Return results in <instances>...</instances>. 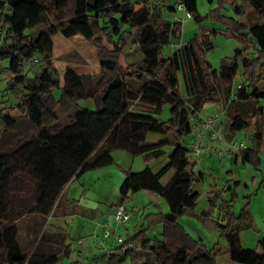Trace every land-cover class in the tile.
<instances>
[{
    "label": "trees",
    "instance_id": "16d2710c",
    "mask_svg": "<svg viewBox=\"0 0 264 264\" xmlns=\"http://www.w3.org/2000/svg\"><path fill=\"white\" fill-rule=\"evenodd\" d=\"M228 2L238 17L264 15V0ZM165 3L0 0V63L8 62L2 72L16 99L15 105L0 110V264H57L69 258L66 231L48 223L54 214L69 217L76 213V201L62 203L67 185L85 171L112 164V151L149 162L162 158L166 147L172 148V154L161 169L127 172L119 190L122 202L128 194L141 191L165 201L168 211L157 220L163 227L162 239L151 244L141 234L128 238L126 242L135 243L137 249L108 254V264H119L126 257L135 264H217L225 253L232 263L264 264V239L258 241L261 253L240 244L239 233L252 224L250 201L237 215L231 202L223 201L225 224H217V229L226 241V252L206 251L178 224L179 217L196 208L199 198L193 187L202 174H195L198 162L187 155L184 141L190 133L189 119L197 120L206 104L220 99L228 108L224 131L229 140L254 128L250 144L236 159L259 172L264 139V107L260 105L264 100V25L227 24L229 37L240 38L247 30L258 53L254 59L236 49L232 58L213 69L204 54L212 49L214 31L207 38L195 35L163 58L164 48L180 42L183 25L165 20ZM185 4L189 16L199 22L196 0ZM167 10L174 11L173 7ZM57 34L92 42L99 74L79 75L67 68L60 82L53 65ZM131 44L142 61L123 68L119 60ZM239 63L246 83L232 94ZM33 67L38 70L32 74ZM179 75L184 96L179 92ZM83 100H91L95 109L80 107ZM167 105L170 119L164 122L157 116ZM150 134L162 139L149 142ZM170 172L171 178L163 185L162 179ZM216 197L211 192L210 207Z\"/></svg>",
    "mask_w": 264,
    "mask_h": 264
},
{
    "label": "rangeland",
    "instance_id": "374dc122",
    "mask_svg": "<svg viewBox=\"0 0 264 264\" xmlns=\"http://www.w3.org/2000/svg\"><path fill=\"white\" fill-rule=\"evenodd\" d=\"M224 1L221 4L219 0H214L209 4L207 0H196L197 11L201 20L195 22L192 17H189L185 20L181 29L180 42L182 43L189 41L195 35L207 38L214 31V35H211L210 38L212 49L204 54V59L211 64L213 69H218L223 59L232 58L236 49L243 50L244 54L250 59L258 57L254 41L247 34V30L243 29L240 38L229 37L227 24L240 22L246 26L252 24L264 25V15L256 17L250 13L238 17L234 13L232 4L228 2L230 0ZM174 3L175 0H166L165 3L164 17L165 20L170 22H173L175 17L180 16V13L167 10L172 8ZM237 3L240 4L239 1ZM246 5V8L249 9L248 4ZM104 46L110 49L108 44L104 43ZM170 50L169 47L164 48L163 58L170 55ZM141 61L142 56L137 47L131 44L123 51L119 64L125 68L128 65L138 66ZM7 65V61L0 63V110L9 108L16 103L14 94L7 89L6 75L2 72ZM53 65L56 70V77L60 82H62L63 73L67 68L73 69L79 75L97 76L99 74L96 47L92 42L86 41L81 36L66 39L57 34L53 37ZM36 70L38 68L33 67L30 73L33 74ZM178 77L179 92L184 96L183 81L180 75ZM243 83H246V78L244 69L239 63L238 72L231 84L232 94ZM55 96H59L58 91L55 92ZM79 105L91 111L95 109L91 100H83L79 102ZM260 105L264 107V100L260 102ZM247 110L245 112L250 117L251 111ZM227 114L228 108L223 106L220 99H217L215 103L206 104L199 112L200 117L220 115L225 130ZM157 118L164 122L168 121L170 119V106H164ZM195 121L196 119H189V126H192ZM251 122H254V119ZM253 132V127L247 131H240L231 140L238 143L244 141L245 145L248 146L250 144L249 136ZM225 134L224 143L217 146V149L223 151L228 150L227 143L230 141L227 133ZM169 137L171 138V136ZM160 139L162 137L157 135L150 134L147 136L149 142ZM191 142L192 137L189 135L185 138L184 146L190 159L198 162L195 167V174H202L201 180L196 182L193 187L198 192L199 198L196 208L191 213L179 217L178 224L192 241L204 247L206 251L219 249L226 252V241L217 229V224H225V219L222 220L223 217H221V214H223V201L231 202L232 212L236 215L240 213V210L248 201H250L249 206L253 209L261 210L264 205V190L259 195L256 193L260 187H264V154L260 156L262 164L259 172H256L251 166L242 165L240 161H237V164L235 163V155H239V153H233L220 159L216 152L211 153L204 150L199 158H195L191 154ZM171 154L172 148L166 147L162 158L145 163L141 156H131L124 151L115 150L111 153L112 164L85 171L79 177L73 179L65 190L66 193L63 196L62 203L66 199L76 201V213L57 223L68 235L71 254L69 258L63 259L57 264H108L106 257L108 254H119V245L116 243L114 236L126 241L128 238L133 239L141 234L151 244L161 241L163 227L157 220L161 214L168 211L165 201L154 194L141 191L128 194L127 199L122 202L119 190L127 171L139 173L148 167L156 172L167 163V157ZM250 172L254 176L257 174V187L252 184V176L248 175ZM171 176L172 172L165 176L161 183L166 185ZM211 192L217 194L212 207H210L209 202ZM117 206H122L125 213L130 216L125 225H116L112 221ZM204 214L206 215L203 216ZM54 218L55 214L49 219V225L56 222ZM105 224H110V226L105 227ZM105 231L110 234L108 238H104ZM251 234L252 232L246 231L245 236H247V239H243L242 248L256 250L257 253H261ZM119 264L135 263L129 257H126ZM217 264L236 263H232L228 254L225 253L217 260Z\"/></svg>",
    "mask_w": 264,
    "mask_h": 264
},
{
    "label": "built area",
    "instance_id": "2783aa9c",
    "mask_svg": "<svg viewBox=\"0 0 264 264\" xmlns=\"http://www.w3.org/2000/svg\"><path fill=\"white\" fill-rule=\"evenodd\" d=\"M186 0H175L173 5V10L177 13H180L179 17H175L174 21L178 24H183L187 18H189V14L186 8ZM184 43L178 42L171 46V50L173 52L181 49ZM193 120V119H190ZM224 128L222 126V121L220 115H215L211 117H207L202 120H196L190 126L189 135L192 137V142L190 144L191 154L193 157L199 158L202 151L206 150L211 153H217V156L221 159L227 155L233 153H239L246 149L245 142L242 141L240 143L230 140L227 143L228 150L223 151L217 149V146H220L224 143ZM226 136V134H225ZM130 216L125 213L124 208L122 206H117L114 214H113V223L116 225H125L129 221ZM105 227H109L110 224H105ZM110 236L108 231H105L104 238H108ZM116 243L119 245L118 252L123 254L125 252L135 251L137 249V245L135 243H127L125 240L120 239L119 237L114 236Z\"/></svg>",
    "mask_w": 264,
    "mask_h": 264
},
{
    "label": "crops",
    "instance_id": "0c3cea01",
    "mask_svg": "<svg viewBox=\"0 0 264 264\" xmlns=\"http://www.w3.org/2000/svg\"><path fill=\"white\" fill-rule=\"evenodd\" d=\"M170 49H171V47H170ZM170 54H172V51L171 50H170ZM209 117H211V116H209ZM205 118H207V117H200L199 114L197 115V120H202V119H205ZM228 138H230V137H228ZM260 152H261V155L264 154V139H263V143H262ZM229 161L231 162V159ZM234 161H235L236 164H237V161H239V159H236V155H235ZM145 163H147V162H145ZM261 164H262V162H261ZM128 173H130V171ZM248 175H251L252 176V184L255 187H257V184H258L257 174L254 176L253 173L250 172ZM66 188H65V190H66ZM65 190H64L63 195H62V201H63V196L66 193ZM263 190H264V187H260L259 190H258V192L256 194L259 195L260 192L263 191ZM65 202H69L68 199H66ZM249 210H250L251 218H252L251 227L249 229H247V230L241 231L239 233V239H240V243H241V246H242L243 245V239H247L246 238L247 236H245L246 231L252 232L251 235H252L253 241L256 242V246L258 247V241L261 240V239H264V205L261 207V210L260 211H258L257 209H253L251 206L249 207ZM65 218H68V217H55L54 220L56 222L52 223L51 225L52 226H59L57 223L59 221H61L62 219H65Z\"/></svg>",
    "mask_w": 264,
    "mask_h": 264
}]
</instances>
